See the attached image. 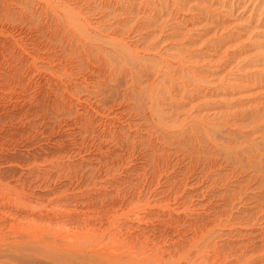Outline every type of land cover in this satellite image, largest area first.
Returning <instances> with one entry per match:
<instances>
[{"label":"rangeland","instance_id":"1","mask_svg":"<svg viewBox=\"0 0 264 264\" xmlns=\"http://www.w3.org/2000/svg\"><path fill=\"white\" fill-rule=\"evenodd\" d=\"M0 264H264V0H0Z\"/></svg>","mask_w":264,"mask_h":264},{"label":"bare ground","instance_id":"2","mask_svg":"<svg viewBox=\"0 0 264 264\" xmlns=\"http://www.w3.org/2000/svg\"><path fill=\"white\" fill-rule=\"evenodd\" d=\"M229 121V120H228ZM174 128V127H173ZM159 258V257H158ZM146 259V258H145Z\"/></svg>","mask_w":264,"mask_h":264}]
</instances>
